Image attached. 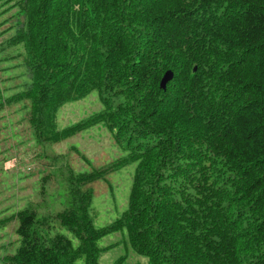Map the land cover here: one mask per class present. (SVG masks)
<instances>
[{
  "label": "trees",
  "instance_id": "1",
  "mask_svg": "<svg viewBox=\"0 0 264 264\" xmlns=\"http://www.w3.org/2000/svg\"><path fill=\"white\" fill-rule=\"evenodd\" d=\"M10 31L0 61L20 57L25 79L0 86V111L22 104L45 161L35 197L0 216L19 238L3 264H122L100 260L118 230L149 264H264V0H0ZM93 92L102 109L62 128L61 108ZM99 124L113 161L83 154L84 169L53 148ZM124 166L127 205L99 225L88 184L113 193Z\"/></svg>",
  "mask_w": 264,
  "mask_h": 264
},
{
  "label": "rangeland",
  "instance_id": "2",
  "mask_svg": "<svg viewBox=\"0 0 264 264\" xmlns=\"http://www.w3.org/2000/svg\"><path fill=\"white\" fill-rule=\"evenodd\" d=\"M17 9H11L1 19L8 17L11 13L16 12ZM13 32L10 31L4 34L0 37V41L12 35ZM14 52V49H8L1 53L0 56H5L9 53L14 54ZM20 61H22L20 57L0 61V77L6 78L3 84L0 83V86L11 88L25 79V76L21 75V69L13 67ZM16 90V88L7 89L4 92L5 96ZM101 109L102 103H100L98 94L93 92L86 98L66 103L59 111V125L62 128L66 127ZM25 111L27 112L22 104L6 107L3 111H0L1 217L14 212L29 199L35 197L36 183L33 185V181L37 177L39 165L45 161L39 158L40 147L34 139L32 131L29 132L26 129L28 123L24 119L26 116ZM53 148L58 152L69 153L72 161H78L77 165L79 167L85 166L84 169L90 168L91 165L86 164L83 154L89 157L88 164L100 165L113 161L122 155L123 152L122 149L117 147L111 132L104 124L96 125L87 131L75 134L67 140L55 144ZM133 168L132 166H124L109 175L108 180L111 181L114 187L113 193L109 191L110 185L107 180L94 181L88 184L95 190L93 213L97 224L102 225L113 220L126 207L133 180ZM12 221L1 230L4 233L6 231L8 233L3 236V232H0L3 236L0 238V246H2V241H6L5 245L8 248H14L16 245L14 243L18 238L15 227L16 222L15 220ZM124 236L121 230L104 236L101 239V243L108 247L101 254L100 260L104 263H114L119 257L126 254L121 261L123 262L122 264H149V257L133 250L124 240ZM3 251L4 248L2 246L0 255H2ZM0 264H3L1 260Z\"/></svg>",
  "mask_w": 264,
  "mask_h": 264
},
{
  "label": "water",
  "instance_id": "3",
  "mask_svg": "<svg viewBox=\"0 0 264 264\" xmlns=\"http://www.w3.org/2000/svg\"><path fill=\"white\" fill-rule=\"evenodd\" d=\"M173 77H174V72L172 70L166 71V73L164 74V76L161 80V87L163 89H166L169 81H171L173 79Z\"/></svg>",
  "mask_w": 264,
  "mask_h": 264
}]
</instances>
